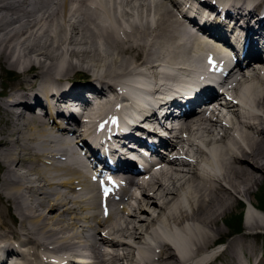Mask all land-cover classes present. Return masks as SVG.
Listing matches in <instances>:
<instances>
[{"label":"bare ground","instance_id":"obj_1","mask_svg":"<svg viewBox=\"0 0 264 264\" xmlns=\"http://www.w3.org/2000/svg\"><path fill=\"white\" fill-rule=\"evenodd\" d=\"M181 1L0 0V69L12 67L6 73L13 70L17 76V69L20 74L0 100V264H218L222 254L236 259L241 244H256L250 236L264 231L260 209L248 212L247 232L230 237L224 251L210 256L212 245L228 232L219 226L220 218L240 194H252L263 177L264 63L247 68L255 73L246 79L248 86L240 84L238 89V84L228 92L230 115L225 112V123L212 116L187 126L188 135L176 142L167 167L117 175L120 200L107 198L106 207L98 201L99 191L78 147L87 133L103 137L114 131L109 124L127 75L137 73L138 83L175 92L179 81L169 71L177 67L173 63L179 64L178 73L188 75L204 69L200 50L206 45L220 51L214 39L192 29L194 16L182 8L190 0ZM219 1L230 3L228 11L246 23L252 41L264 35V16L259 15L264 0H247L255 3L250 12L243 8L245 0ZM195 2L203 17L220 19L222 25L214 21L211 26L223 34L226 17L218 16L214 7L223 13L221 5L215 0ZM228 25L241 38L246 36L237 20ZM79 70L96 79L83 75L72 82ZM146 72L173 84H152L144 78ZM127 86L133 96L122 101L133 100L140 113L152 94L131 82ZM85 87L95 88L83 91ZM60 88L65 95L58 96ZM104 89L111 90L109 98H96L76 138L66 135L57 108L67 100L81 110L80 105ZM34 102L44 105L38 109L46 113L34 111ZM249 202L250 209L258 208ZM81 248L90 249L86 257ZM59 251L65 253L51 254Z\"/></svg>","mask_w":264,"mask_h":264},{"label":"rangeland","instance_id":"obj_2","mask_svg":"<svg viewBox=\"0 0 264 264\" xmlns=\"http://www.w3.org/2000/svg\"><path fill=\"white\" fill-rule=\"evenodd\" d=\"M167 64L171 65L170 62H166V65ZM173 64L175 66H179V64H176V63H173ZM6 69H13V68L5 66L3 69H0V100L9 91L11 82L18 81L20 79V74H19V71L17 69H14V70L17 71V76H12V77H8V73H6ZM83 75L88 77V78L96 79L93 76V74H91L90 72H87V71H84V70H79V71L75 72V74H74V78L75 79H73V81H75L76 79L80 80L81 79L80 77H84ZM76 76H78V77H76ZM127 76H129V75H127ZM175 76L177 77V79L180 78V76H178V74H175ZM151 78L155 79L156 76H152ZM128 80H129L128 77L124 78V80L122 81V83L120 84L119 87L121 88L123 83L125 81H128ZM167 80L171 81V79H167ZM63 85H64V83H63ZM107 93L111 94V90H107ZM100 95H102V94H100ZM102 97H105V95H102ZM123 99L124 98H122V100ZM123 103H124V101H123ZM126 113H129V112L125 108L123 113H121V114H126ZM260 172L263 173V177L261 175V177H262L261 178V183L258 186H256L257 189H255V191H253L252 194H250L249 196L247 194H240L239 201L237 200L238 202L236 204H234L232 209L229 210L225 214L224 217L220 218L219 226L223 229L224 232H227V231L228 232L225 233L224 235L222 233V235H223V236H221L222 239L219 238V239L223 240L222 243H217L215 241V244L212 245V247L210 248L211 249V254H210L211 257L215 256L214 254L218 253V251L219 252L224 251L229 246L228 243H229V238L230 237L235 236V235L238 236V237L239 236L241 237L242 234L247 232L246 229H247L248 217H245V214H246V210L248 208H250L249 200H252L254 202V204H256V205L261 204V207L264 208V172L263 171H260ZM244 187H245L244 184H241V189H243ZM136 192L139 193L138 190ZM245 195H247V197ZM260 197H261L262 200L260 199ZM98 201L100 203V200H98ZM132 201L134 203H136V199L135 198H133ZM119 206L122 208L121 202H120ZM145 214H147V213H145ZM240 215H242L241 220H240V217H239ZM229 217L231 218V221H232L230 223L228 222V219H230ZM8 219L12 223H15V224L17 223V220H14L12 216H9ZM237 223H239L240 228L235 229ZM85 232L87 233L88 231H85ZM252 232H257V231L254 229ZM250 237H251L250 240L255 241L256 244H252V245L251 244H241V247L242 246L243 247H242L240 252H242V253H240L238 251L239 253H238V256H237L236 259H234L235 257L231 256L230 254L228 255V253H227V258L222 254L221 256H219L217 263L218 264H226V263L227 264H235L236 260H238V262L243 260L242 264H246V263L247 264H264V231L260 230L258 235H254V236H250ZM17 244H20V242H17ZM120 249L122 250V248H120ZM81 250H82V248H81ZM89 250L90 249L88 248V251ZM247 250H249V252ZM59 253H65V252L64 251H59ZM51 254L54 255L55 253L52 252ZM105 255L108 256V258H109V255H107V254H105ZM230 257L231 258L233 257L234 260L230 261V259H231ZM15 259L18 260V256H16Z\"/></svg>","mask_w":264,"mask_h":264},{"label":"trees","instance_id":"obj_3","mask_svg":"<svg viewBox=\"0 0 264 264\" xmlns=\"http://www.w3.org/2000/svg\"><path fill=\"white\" fill-rule=\"evenodd\" d=\"M14 73H15V72H14L13 70H8V74H9V76H12ZM260 199H261V197H260ZM261 200H262V199H261ZM259 205L261 206V204H259ZM239 217H240V220H241L242 215H240ZM229 218H230V217H229ZM228 222H229V223L232 222V221H231V218L228 219ZM237 228H240L239 223L236 224L235 229H237Z\"/></svg>","mask_w":264,"mask_h":264}]
</instances>
